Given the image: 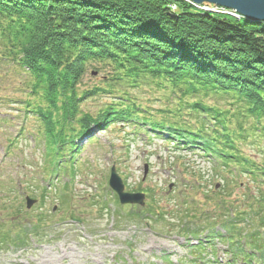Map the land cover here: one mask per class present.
I'll list each match as a JSON object with an SVG mask.
<instances>
[{"label":"trees","instance_id":"1","mask_svg":"<svg viewBox=\"0 0 264 264\" xmlns=\"http://www.w3.org/2000/svg\"><path fill=\"white\" fill-rule=\"evenodd\" d=\"M169 3L0 0V65L18 69L14 78L22 77L29 94V119L44 126L55 161L74 154L77 142L95 132L129 124L212 158L230 176L224 178L228 184L232 178L242 187L244 176L264 185V155L245 152L253 144L264 152V23L199 12L181 1L174 11ZM91 70L103 75V84L80 91ZM148 82L183 99L187 112L153 113L118 88ZM96 96L112 100L96 115L82 112L80 103ZM205 98L226 100L230 109L207 105ZM71 164L75 177L74 159ZM226 191L223 187L217 194L218 202ZM229 213L219 212L221 231L209 221L196 230L184 229L198 240L196 245L189 241L192 263L203 260V252L217 240L227 245V264H264V218L256 214L262 227H252L253 218L247 217L245 232L242 218ZM204 232L205 242L200 239ZM12 241L19 243L20 234Z\"/></svg>","mask_w":264,"mask_h":264},{"label":"rangeland","instance_id":"2","mask_svg":"<svg viewBox=\"0 0 264 264\" xmlns=\"http://www.w3.org/2000/svg\"><path fill=\"white\" fill-rule=\"evenodd\" d=\"M170 1L169 8L174 11L181 1L199 12L240 16L206 2ZM17 70L0 65V264H194L183 230L194 225L182 229L183 223L176 222L177 213L184 222H195V216L203 214L196 223L204 227L208 221H218L219 212L226 213L229 207L242 218L239 224L245 232L247 217L253 218L252 227H262L254 219L256 214L264 218L262 183L243 176L242 187L232 178L228 184L224 178L230 176L212 158L194 149L168 146L164 139L148 136L129 124L96 132L78 142L74 154L72 151L55 161L44 126L29 119L25 107L30 97L20 84L22 77L14 78ZM104 80L103 75L91 70L80 91ZM118 88L153 113L180 108L187 112L183 99L156 84ZM109 97H88L80 109L96 115L112 100ZM203 101L230 109L226 100ZM249 122L253 125L252 120ZM244 126L247 128L246 123ZM245 152L264 155L257 144L247 146ZM112 167L122 177L127 192L141 190L146 194L144 207L119 203L109 187ZM223 187L226 195L219 198L224 203L217 201ZM144 190L150 191L149 195ZM27 197L35 201L31 209L27 208ZM148 209L155 216L160 214H147ZM25 229L31 230L29 239H24ZM19 234V243L10 242ZM212 250L207 248L205 257L201 256L204 264H212L213 256L220 264L229 259L222 245L216 244Z\"/></svg>","mask_w":264,"mask_h":264},{"label":"water","instance_id":"3","mask_svg":"<svg viewBox=\"0 0 264 264\" xmlns=\"http://www.w3.org/2000/svg\"><path fill=\"white\" fill-rule=\"evenodd\" d=\"M196 4L209 3L225 8L226 10L236 11L241 18L248 21L264 23V0H191ZM147 172V170H146ZM110 188L118 195L122 205L138 204L144 206L145 196L143 194H130L125 192L124 184L116 172L115 167L111 169L109 181ZM34 204L28 199V207Z\"/></svg>","mask_w":264,"mask_h":264},{"label":"built area","instance_id":"4","mask_svg":"<svg viewBox=\"0 0 264 264\" xmlns=\"http://www.w3.org/2000/svg\"><path fill=\"white\" fill-rule=\"evenodd\" d=\"M197 9H198V8H197ZM233 16H234V17H236V18H238V19H240V18H241V17H240V16H238V15H234V14H233Z\"/></svg>","mask_w":264,"mask_h":264},{"label":"bare ground","instance_id":"5","mask_svg":"<svg viewBox=\"0 0 264 264\" xmlns=\"http://www.w3.org/2000/svg\"><path fill=\"white\" fill-rule=\"evenodd\" d=\"M173 224V223H172Z\"/></svg>","mask_w":264,"mask_h":264}]
</instances>
